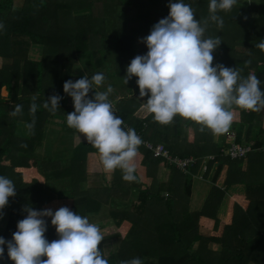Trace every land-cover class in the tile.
Segmentation results:
<instances>
[{"label":"trees","instance_id":"1","mask_svg":"<svg viewBox=\"0 0 264 264\" xmlns=\"http://www.w3.org/2000/svg\"><path fill=\"white\" fill-rule=\"evenodd\" d=\"M245 1L237 0L231 11L218 12L223 28L210 22L204 38L219 36L222 40L213 52V66L238 67L245 77L252 73L264 91V50L255 47L264 40V0L257 4ZM170 2L176 0H0V24L4 25L0 29V89L7 91L6 96L0 94V176L11 179L16 187V195L9 197L3 209L0 237L12 240L18 222L27 215L23 211L26 206L39 211L49 201L60 199L61 207L97 219L104 218L100 212L108 207L105 217H111L116 228L124 222L128 224L122 239L112 242L117 247H110L107 254L103 243L120 234L104 236L100 248L109 264L134 257H140L143 264H264V110L257 113L234 108L240 119L233 121L227 131L235 133L237 145L250 144L251 151L245 160L231 158L224 153L230 145L227 131L214 142V132L201 131L200 124L180 116L168 124L156 122L150 113L144 119L134 117L138 106L148 99L141 102L139 86L135 85L137 94L118 102L115 114L143 140L161 144L169 153L192 155L195 159L187 173L165 161L171 179L161 183L155 172L163 158L154 157L141 144V164L150 178L141 188H134V181H125L119 168L112 172L111 184L81 188L87 176L85 161L79 158L81 152L86 156L88 151L82 144L72 149L68 162L62 158L43 159L38 154L53 131L75 130L67 125V114L75 110L74 105L65 104L63 99L67 95L64 83L71 80L78 56H83L86 67L92 69L89 78L102 73L108 85L126 86L124 77L131 60L149 51L147 45L138 46V36H148L152 27L169 15ZM209 2L184 0L193 8L197 20L208 17ZM237 45L246 50L239 51ZM34 47L38 51L35 58L29 54ZM106 52L112 53L114 61V71L107 75L101 71ZM245 61L251 63L246 66ZM137 80L133 76L128 84ZM53 94L63 97L54 114L42 107ZM94 94L95 89L89 97ZM34 95L40 107L35 113V134L28 135L25 124L33 119L29 109ZM15 104L23 105V114L11 117L9 112ZM45 135L48 140L43 143ZM22 143L27 147H21ZM210 154L213 161L207 162L203 176L207 177L216 163L211 176L213 185L202 208L192 211L191 180L200 165L198 158ZM224 165L226 177L219 187L215 182ZM236 187L241 192H235ZM134 191L137 196L132 200L129 196ZM227 196V215L221 218L218 211ZM45 219L46 239H59L55 226ZM210 242L219 248L212 250ZM4 248L0 264H14L8 257L7 244Z\"/></svg>","mask_w":264,"mask_h":264},{"label":"clouds","instance_id":"2","mask_svg":"<svg viewBox=\"0 0 264 264\" xmlns=\"http://www.w3.org/2000/svg\"><path fill=\"white\" fill-rule=\"evenodd\" d=\"M237 0H210L209 15L197 20L194 10L184 0L170 2L169 15L156 23L141 42L147 45L146 55H137L127 67L124 82L138 77L140 97H148L144 107L156 122L171 123L176 116L200 124L201 131L226 132L234 120V108L252 112L264 110V91L261 81L252 73L241 75L238 67L223 64L213 66V52L222 40L219 36L204 38L209 23L223 28V18L218 12L231 11ZM4 27L0 24V29ZM255 47L264 50V40ZM251 61H245L249 65ZM105 76L96 73L91 78L86 74L73 82L64 83V92L73 99L74 111L67 114V125L83 134L99 155L104 171L117 168L123 179H137L135 158L143 143L135 129H125L124 121L117 116L106 91H97ZM95 89L94 97L89 93ZM59 94L46 98L42 107L50 113L59 110ZM32 97L30 114L33 119L26 123L28 135L35 134V113L40 105ZM23 114V105H12L11 117ZM81 139L80 137H77ZM26 148L27 144H21ZM16 195L13 181L0 176V219L9 197ZM26 217L17 224L12 240L0 237V258L4 257L7 244L8 257L14 264H109L100 248L104 235L100 227L88 217L74 213L67 206L34 210L26 206ZM55 226L59 239L49 242L45 233L47 221ZM46 257V259H44ZM120 264H143L140 257L122 260Z\"/></svg>","mask_w":264,"mask_h":264},{"label":"crops","instance_id":"3","mask_svg":"<svg viewBox=\"0 0 264 264\" xmlns=\"http://www.w3.org/2000/svg\"><path fill=\"white\" fill-rule=\"evenodd\" d=\"M78 70L80 72V75L82 76V74H81L82 68L79 67ZM108 83H109V81L104 82L103 85L100 86L102 89H100V87H99L100 90L98 89V91H106L107 87H108ZM117 87H119V86H117V85L112 86L113 92L109 95V101L112 103L113 109L116 107L118 102H120L122 99H127V98L133 96L135 93L134 92L135 87H134V89L133 88L131 89L134 92L133 94H131L125 90L122 93H119L118 91H116ZM127 90L129 91L130 89H127ZM63 102L65 104H68V105H74L73 99L72 98L69 99L67 96L65 97V99H63ZM148 114L149 113L146 111L144 104H141L135 110L133 115H134V117H136L138 119H144ZM124 127H125V129L128 128V126L126 124H124ZM54 133H56L54 143L57 142L56 144L58 146L57 147L58 154H56L55 159L62 158L64 160H67L66 162H68V159L70 158V156L72 154V149L73 148L76 149V147H78L80 144H82L83 146H85L88 149L86 156H83V153L81 152L82 156L79 158L80 160L85 161V166L88 167L90 165V163H92L93 161L95 163V161H96L97 166L102 167L99 155L97 154V150L91 144L87 143L86 138L83 136V134L78 133L76 130H74L71 133L53 131L52 133H50V136H49V141H51V142H52ZM221 134L222 133H220V134L214 133L213 134V141L217 142L219 140V138L221 137ZM80 136H81V139H78L77 137H80ZM47 143H48V141H47ZM151 143H153V142L151 141ZM143 145H141V146H143ZM159 145H161V144H159ZM49 146H51V145H49ZM64 149H66V150H64ZM263 152H264V148H263ZM170 154L179 156V155L174 154V153H170ZM210 155H213V154H210ZM191 156L192 155L179 156V157H191ZM208 156L209 155L198 158V161H200V165H199L197 172L195 174H193V177L191 180V192H190L189 208L192 211H198L202 208V206H203V204L207 198V195H208V193H209V191L213 185V182L211 180V176L213 174L214 169L216 168V163H213L211 169L209 170V172L207 174V177L203 176L204 172L206 171V169L205 170L203 169V165H205L204 163L207 164L208 161L212 160V159H207ZM141 160H142V153L140 151H138V154L135 158L136 175H137L138 180L134 181V183L137 184V187H140V188L144 186V183L147 184L148 182H150V178L146 175V170H145V167L141 164ZM161 161L162 162L158 165V167L156 169L155 175H156V178L158 179L159 182L166 183V182H169L171 179V171H170V167L168 165H165L166 160L162 159ZM170 165H172V164H170ZM245 166H246V162L242 165L243 170L245 169ZM224 167L225 168L222 167L223 169H221V171L219 172V175H218L216 182H215V184L219 187H221L223 185L225 177H226L227 166L224 165ZM206 168H207V166H206ZM112 172L113 171H110L108 173H111V175H112ZM66 180L67 179L62 180L64 182V184H66V182H67ZM58 187H60V184L57 186V188ZM236 188H235V192H241V190L238 189L239 187H236ZM227 203H228V196H227V198H225L221 209L218 211L219 217L223 216L224 213L226 212Z\"/></svg>","mask_w":264,"mask_h":264},{"label":"rangeland","instance_id":"4","mask_svg":"<svg viewBox=\"0 0 264 264\" xmlns=\"http://www.w3.org/2000/svg\"><path fill=\"white\" fill-rule=\"evenodd\" d=\"M16 2H18L19 0H15ZM247 2V4H257L258 3V0H246L245 1V3ZM126 22L129 24V25H131L132 24V22L128 19V20H126ZM147 35H143V36H141V37H139L138 36V46H142V47H144V46H146V44L145 43H142L141 42V40H142V38H144V37H146ZM237 47V49L239 50V51H244V50H246V47H244V46H242V45H237L236 46ZM29 54L32 56V57H38V51L36 50V47H34V48H32L30 51H29ZM104 59H105V66H104V68L103 69H101V71H103V73L104 74H108V73H111V72H113L114 71V61H113V55H112V53H109V52H106V53H104ZM1 62H2V60L0 59V64H1ZM108 62V63H107ZM76 68H74L73 69V72H72V77H71V80L73 81V82H75L76 80H78V79H80V78H82L83 76H85L86 74L89 76L91 73H92V69H89L88 67H86V65H85V62H84V59H83V56H78V61H77V64H76ZM78 67H80V68H82V71H81V74H82V76L80 75V72H79V70L77 69ZM134 85V86H133ZM135 85H138L137 84V82H131V83H129V84H126V86H120V87H117L116 88V91H118L119 93H122L124 90L125 91H127V92H129V93H131V94H133L134 92H135V89H134V87H136ZM128 88H130V90L133 88L134 89V92H133V90H127ZM99 89V87L98 88H96V90H98ZM137 89V88H136ZM100 90V89H99ZM117 93V92H116ZM0 94L2 95V96H6V94H7V91L5 90V88L4 87H2L1 89H0ZM135 94V93H134ZM137 94V93H136ZM135 94V95H136ZM69 99H71V97L70 96H68V95H66ZM140 96V95H139ZM140 99H141V102H145V100H146V97H140ZM263 115H264V112H263ZM239 119H240V113H239V111L237 110V109H234V120L233 121H239ZM55 127H58V125L57 126H55ZM25 128V127H24ZM20 129H23L22 127L20 128ZM26 129V128H25ZM47 129V128H46ZM56 131V130H55ZM220 134V133H219ZM47 135H45L44 136V140H43V143L45 142V141H47L48 139H47V137H46ZM55 137H56V135L54 134L53 135V139H52V142L51 141H48V143H46L45 145H43L42 146V149L41 150H39V152H38V154L40 155V156H42L43 157V159L44 158H50V159H53V160H55V156H56V154H57V142L56 143H54V141H55ZM49 145H51V146H49ZM53 147V148H52ZM64 150H66V149H64ZM207 159H211L210 157H208ZM206 161V160H205ZM245 163V161H243V164ZM205 165H203V169L205 170L206 169V166H207V164L206 163H204ZM242 164V165H243ZM246 167V166H245ZM223 168H225L224 166H223ZM222 168V169H223ZM224 173V172H223ZM85 174H86V176H87V179H86V181H85V183H83L82 185V187L81 188H87V187H89V186H100V185H105V184H111L112 182V179H113V177H112V175H111V173H108V172H106V171H104V169H103V166L102 167H99V166H97V164H96V161H95V163H94V161L92 162V163H90V165L88 166V167H86L85 166ZM222 174V173H221ZM223 175V174H222ZM149 183V182H148ZM147 183V184H148ZM146 184V185H147ZM137 187V184H135L134 183V188H136ZM136 196H137V193L134 191L132 194H131V196H129L132 200L133 199H135L136 198ZM69 206V205H68ZM61 207V201H60V199L59 200H51V201H49L48 203H46L45 205H43L42 206V210H44V209H47V208H50V209H52L53 210V212H55L56 210H58L59 208ZM106 207V206H105ZM227 208H226V212L224 213V215L223 216H220L221 218H225L226 217V215H227V211H228V203H227V206H226ZM109 209L110 208H108V207H106V208H103L102 210H101V214L100 215H103L104 216V218H102V219H97V218H99V217H97V218H93V217H88V219L90 220V222H93V223H96L99 227H100V229H101V231H102V233H103V235L104 236H108V235H113L114 233H119L120 235L119 236H117V237H115V235H113L114 236V238L112 237V238H110V240H107L106 242H104L103 243V250H104V253H108V250L110 249V247H111V249H113L114 247H117V245H114V244H112V242H116V243H118V240L120 241V239H122V236L123 235H125V233L127 232V228H128V224H126L125 222L124 223H122L119 227L117 226V228L115 227V225H114V222H113V219L111 218V217H105L106 216V214H107V211H109ZM50 221H51V218L50 217H47ZM209 246L211 247V249L212 250H216L217 248H219V245L218 244H215V243H209ZM113 247V248H112ZM105 254V255H106Z\"/></svg>","mask_w":264,"mask_h":264},{"label":"built area","instance_id":"5","mask_svg":"<svg viewBox=\"0 0 264 264\" xmlns=\"http://www.w3.org/2000/svg\"><path fill=\"white\" fill-rule=\"evenodd\" d=\"M136 133L142 139L140 133L138 132ZM225 136L227 139L230 140V145L227 151L224 150V153L227 152V154L231 158L241 157L244 158L245 160L247 153L251 151V145L250 144L237 145L234 142L235 133L232 131H227ZM142 141H143L142 144H144L146 148L152 151L154 157H162L169 164L174 165L176 168L183 171L184 173H187L190 165L195 163V159L193 157H179L176 155H172L162 145L159 144L154 145L153 143L143 139ZM208 157L212 159L214 156L209 155Z\"/></svg>","mask_w":264,"mask_h":264}]
</instances>
